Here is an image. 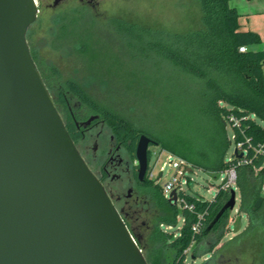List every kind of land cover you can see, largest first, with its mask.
<instances>
[{
	"label": "trees",
	"instance_id": "1",
	"mask_svg": "<svg viewBox=\"0 0 264 264\" xmlns=\"http://www.w3.org/2000/svg\"><path fill=\"white\" fill-rule=\"evenodd\" d=\"M195 1L200 6L201 19L197 28L185 33L143 28L120 20L109 23L114 37L109 41L123 40L132 60L155 61L158 70L162 62L172 71L162 83L148 75H128L126 91L115 93L114 105L98 103L83 84L75 79L64 80L57 69L51 71L52 82L39 70L52 96H74L90 112L101 115L134 150L141 136L146 135L162 151L185 161L193 172L217 177L236 169L240 213L249 218L250 229L257 231L264 225V203L260 209L255 208L257 201L264 198V168H256L264 157L253 166L241 165L237 156L229 155L232 140L228 129H232L235 143L241 141L240 130L231 122L234 116L254 146L264 145V128L259 124L264 123V51L251 50L263 42L259 34L241 30V16L231 6L233 0ZM57 27L56 43L76 54L90 78L110 90L113 77L104 72L102 60L111 58L113 53L105 51L109 44L104 40L108 38L99 33L94 19L80 12L63 14ZM242 47L248 51L241 53ZM33 58L37 63L34 55ZM169 87L172 93L167 90ZM67 129L74 139L71 125ZM145 196L154 208L146 231L140 229L136 216H122L149 264H185L193 246L208 237L218 238L214 245L220 240L229 219L227 211L209 229L230 200V191L220 190L211 201L186 195L193 211L170 203L162 187L153 182L148 183ZM200 216L204 217L203 227L197 233L194 227ZM180 218L183 226L175 238L164 227L177 229Z\"/></svg>",
	"mask_w": 264,
	"mask_h": 264
},
{
	"label": "water",
	"instance_id": "2",
	"mask_svg": "<svg viewBox=\"0 0 264 264\" xmlns=\"http://www.w3.org/2000/svg\"><path fill=\"white\" fill-rule=\"evenodd\" d=\"M38 13L36 0H0V264H149L80 154L33 58L28 32ZM151 145L157 143L142 135L140 180ZM263 166L264 158L257 169ZM230 193L209 229L235 209L237 192ZM263 203L261 197L255 208Z\"/></svg>",
	"mask_w": 264,
	"mask_h": 264
},
{
	"label": "rangeland",
	"instance_id": "3",
	"mask_svg": "<svg viewBox=\"0 0 264 264\" xmlns=\"http://www.w3.org/2000/svg\"><path fill=\"white\" fill-rule=\"evenodd\" d=\"M36 1L39 5L38 19L29 29L28 42L39 69L49 79L51 78V71L57 69L64 80H77L84 85V89L98 103L107 106L112 105V101L117 100L115 93L123 94L126 91L125 85L130 74H136L139 77L148 75L152 78H159L161 83L164 78L172 75L169 66L162 62H160L158 70L155 61L132 60L123 40L114 39L115 43L110 42L109 40L114 38L109 30V23L112 20H120L127 24L165 30L171 33H185L197 28L201 19V9L195 0H97L99 7L92 13V18L99 33L106 34L105 37L108 38L104 40L109 44L105 46V51L113 53L111 58L102 60L104 72H107L108 75L112 74L113 77V83L109 90L103 84L94 82L90 78L84 64L79 61L76 54L69 48L60 47L56 43L57 20L63 13L48 11L47 0ZM241 1L239 4L241 30H262L264 33V0ZM258 48V50L263 51L264 43ZM167 90L169 93L173 91L172 87L167 88ZM159 104H162V101ZM89 112L87 107L82 106L77 110L81 119L89 115ZM259 124L264 128L263 122L259 121ZM110 129L106 124L105 133L110 135ZM98 130H102V127H99ZM228 130L232 140L229 149L231 156L236 150V144L233 141L232 129L229 128ZM149 152L151 167L158 162V173L160 168L165 163L167 164L164 178L160 181V185L165 186L175 174V171L168 166L172 160H169L167 153H164L158 146H151ZM190 179L189 186L184 187L186 193L188 195L195 194L206 201H211L220 190L226 175L221 173L215 177L197 170ZM234 190L237 192V205L229 213V219L225 229L222 230L220 240L214 245L218 238L208 237L193 246L187 253L185 264H264V225L257 231L250 229L249 218L240 213V191L238 188ZM138 211L139 214L136 217L139 219V227L146 231L150 222L149 219L154 214V208L150 204L148 196H144L141 200ZM182 226L183 219L180 218L177 229L164 227V230L176 238ZM212 250L215 252L210 256Z\"/></svg>",
	"mask_w": 264,
	"mask_h": 264
},
{
	"label": "flooded vegetation",
	"instance_id": "4",
	"mask_svg": "<svg viewBox=\"0 0 264 264\" xmlns=\"http://www.w3.org/2000/svg\"><path fill=\"white\" fill-rule=\"evenodd\" d=\"M37 6L39 9L38 4ZM98 7L97 0H47L48 11L65 15L80 12L90 18ZM53 98L64 123L72 127L71 134L80 154L103 184L115 207L122 215L125 214L131 218L137 216L148 183L153 182L149 178L152 168L150 152L147 173L144 180H140L137 147L134 150L131 143H125L111 129L110 135L105 133L106 122L101 115L89 112V115L81 119L77 110L85 106L74 96L68 94L65 98L59 96H53ZM94 116H100V119L88 128H84L83 124ZM99 127H102V130H98ZM215 250H212L209 255L211 256Z\"/></svg>",
	"mask_w": 264,
	"mask_h": 264
},
{
	"label": "built area",
	"instance_id": "5",
	"mask_svg": "<svg viewBox=\"0 0 264 264\" xmlns=\"http://www.w3.org/2000/svg\"><path fill=\"white\" fill-rule=\"evenodd\" d=\"M248 49L246 47H242L240 49L241 53L247 52ZM231 122L233 125L240 130L241 135V141H238L236 144V150L239 151V154H242L243 157L241 159H238L241 161V165L244 166H253L254 162L264 157V145L260 146H254L252 143V140L247 137L246 133L241 129L240 121L236 119L234 116L231 117ZM234 140V138H233ZM164 152V151H163ZM167 153V152H164ZM168 159L172 160L170 164L168 165L172 170L175 171V174L172 178V180L166 184L165 186L160 185V181L164 178L165 175V166L160 168V171L158 173V162L155 163L150 172H149V178L152 180L156 185H160L162 187L164 196L167 200L171 201L173 203L174 195L173 193H176L177 201L176 204L181 210H189L193 211L194 207L191 206L185 199V196L188 195L185 191V186H189L191 175L194 173L191 166L188 165L185 161L182 159L173 157L169 153H167ZM235 156L234 154H232ZM253 155V157H252ZM264 168V166L262 167ZM261 168V169H262ZM260 170V169H259ZM256 168V171H259ZM223 174V173H222ZM159 175V177H158ZM226 175V179L222 182V185L220 186V190L224 191H231L233 189H237V170L236 169H230L224 173ZM186 179V180H185ZM219 190V191H220ZM218 191V192H219ZM262 194L264 195V184L262 186ZM215 198V197H214ZM214 198L212 200H214ZM203 220L204 217L200 216V221L198 224L194 227V231L197 233H200L203 227Z\"/></svg>",
	"mask_w": 264,
	"mask_h": 264
},
{
	"label": "crops",
	"instance_id": "6",
	"mask_svg": "<svg viewBox=\"0 0 264 264\" xmlns=\"http://www.w3.org/2000/svg\"><path fill=\"white\" fill-rule=\"evenodd\" d=\"M242 1L241 0H233L232 2H231V6L233 7V8H235V9H237V11L239 12V14H240V11H239V4L241 3ZM240 16H241V14H240ZM242 31H245V30H242ZM252 32H255V33H257V34H259L260 35V37H261V39H262V42L264 43V33H263V31L262 30H255V31H252ZM261 46V45H260ZM260 46H257V47H253V48H251V50L252 51H261V50H258L259 48L258 47H260ZM255 48V49H254ZM257 48V49H256ZM264 51V50H263Z\"/></svg>",
	"mask_w": 264,
	"mask_h": 264
}]
</instances>
